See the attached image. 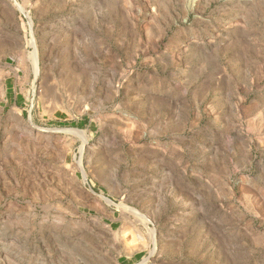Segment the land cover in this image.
Segmentation results:
<instances>
[{
  "label": "rangeland",
  "instance_id": "374dc122",
  "mask_svg": "<svg viewBox=\"0 0 264 264\" xmlns=\"http://www.w3.org/2000/svg\"><path fill=\"white\" fill-rule=\"evenodd\" d=\"M0 264H264V0H0Z\"/></svg>",
  "mask_w": 264,
  "mask_h": 264
},
{
  "label": "bare ground",
  "instance_id": "6f19581e",
  "mask_svg": "<svg viewBox=\"0 0 264 264\" xmlns=\"http://www.w3.org/2000/svg\"><path fill=\"white\" fill-rule=\"evenodd\" d=\"M196 2H197V0H187V4H188V6H190V7H192V6H194L195 4H196ZM34 42V41H33ZM35 50V49H34ZM32 57H31V60H32V62H33V66H34V71H35V75L37 76L38 75V72H39V65H38V52H37V50H35L33 53H32V55H31ZM74 74V73H73ZM72 77H75V76H72ZM70 130H74L75 131V129H70ZM81 131V130H80ZM77 132H79V131H77ZM135 214H137V213H135ZM139 215V214H138ZM142 216V215H141ZM143 219V221L145 222V223H147L148 221H149V218H145L144 219V217L142 218ZM141 221V220H140ZM142 221V222H143ZM147 226V225H146ZM149 230H151V229H149ZM121 231H123V228L121 227V228H119V232H121ZM151 232V231H150ZM152 233V232H151ZM152 236H154V230H153V233L151 234Z\"/></svg>",
  "mask_w": 264,
  "mask_h": 264
}]
</instances>
